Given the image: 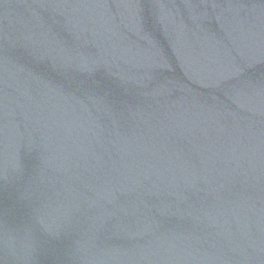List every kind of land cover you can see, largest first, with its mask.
<instances>
[{"label": "water", "instance_id": "95a60500", "mask_svg": "<svg viewBox=\"0 0 264 264\" xmlns=\"http://www.w3.org/2000/svg\"><path fill=\"white\" fill-rule=\"evenodd\" d=\"M0 264H264V0H0Z\"/></svg>", "mask_w": 264, "mask_h": 264}]
</instances>
